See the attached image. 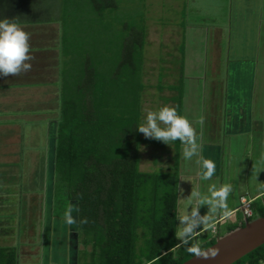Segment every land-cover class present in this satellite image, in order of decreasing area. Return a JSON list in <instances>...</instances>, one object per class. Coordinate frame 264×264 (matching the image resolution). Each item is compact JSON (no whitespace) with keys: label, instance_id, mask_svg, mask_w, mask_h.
<instances>
[{"label":"trees","instance_id":"16d2710c","mask_svg":"<svg viewBox=\"0 0 264 264\" xmlns=\"http://www.w3.org/2000/svg\"><path fill=\"white\" fill-rule=\"evenodd\" d=\"M127 2L0 0V19L58 23L49 196L54 213L76 207L79 264H181L196 254L191 247L204 249L223 233L187 244L175 235L179 140L166 169L140 168L142 144L154 141L136 128L144 115L147 16L141 2ZM178 63L179 83L165 86L174 91L165 98L182 113L183 58ZM258 216H264V195L251 219ZM244 224L232 223L227 232ZM0 264H17L16 247L0 245ZM232 264H264V243Z\"/></svg>","mask_w":264,"mask_h":264},{"label":"crops","instance_id":"0c3cea01","mask_svg":"<svg viewBox=\"0 0 264 264\" xmlns=\"http://www.w3.org/2000/svg\"><path fill=\"white\" fill-rule=\"evenodd\" d=\"M187 1L185 13H188L189 21L184 26L178 54L175 52L171 60L183 58L182 115L187 116L196 129L199 143L197 152L199 172L201 158L212 160L215 171L211 178L203 180L201 176L197 178L190 173L181 175L179 171L178 196L183 180L185 182L186 179L191 185V188L187 185L188 189L196 188V182L203 181V196H207L208 185L223 184L224 173L228 170L231 173L229 184L232 185L228 202L231 207L227 208L229 214L224 215L225 209H220L216 214L217 210L208 223L216 226V230H212V235L224 234L228 225L246 220L240 209L242 194L255 198L253 207L255 200L264 195L262 188L264 176L259 172L254 174V168L261 167L260 161H255L254 158V143L256 135L264 132V0ZM20 25L29 33L31 68L18 74L0 77V109L4 112L8 110L10 117V112L15 114L20 111L21 115L26 109L44 107L45 116L54 127L59 107L53 106L59 105L60 90L56 58L59 52L55 48L58 23ZM52 25H56L54 29L56 31L53 36H49L47 33ZM41 26L44 27L41 29ZM177 65L179 73V63ZM169 69L171 70L170 67H163L160 76L171 74ZM207 76L210 78L209 83L204 80ZM35 89L41 91V94L44 90V94L35 97L27 94L36 92ZM52 89L56 96L54 94L52 99H48V92ZM205 93L209 104L201 125L198 118L192 114V109L201 106L199 98ZM31 97H34V100ZM33 102L36 104L33 105ZM12 109H16L17 112L11 111ZM53 111L56 114L52 118L48 114ZM36 113L38 117L40 115L42 117V113ZM4 117L7 118L5 115ZM5 122H10V118ZM180 146L181 149V142ZM260 154L264 156L262 151ZM226 157L229 158L227 166ZM239 211L242 218H238ZM73 215L75 222L66 223L63 219L65 215L54 213L52 204L44 218L45 246L39 249L40 256L33 257L38 251L30 249L28 254L26 252L24 254L17 248V264L22 261L25 264H36L37 261L40 264H79L77 217L76 213ZM215 221L218 225H214ZM178 224L177 219V226ZM195 237L199 240L208 238L198 235ZM10 241L0 244L13 246V242Z\"/></svg>","mask_w":264,"mask_h":264},{"label":"rangeland","instance_id":"374dc122","mask_svg":"<svg viewBox=\"0 0 264 264\" xmlns=\"http://www.w3.org/2000/svg\"><path fill=\"white\" fill-rule=\"evenodd\" d=\"M132 1L128 0L126 5L130 6ZM137 2H141L140 4H143L141 5L143 8L145 6L147 16V38L144 47L145 58L143 68L145 88L142 94V111L145 115L147 109H155L164 104L174 106L178 110L175 101L169 102L163 96L174 93V91L171 92L165 86L179 83V73H177L178 60L174 59L172 61L171 56L175 52H178L183 37L184 26L189 21L188 13H185L188 1L137 0ZM137 2L136 6L139 7V3ZM222 17L225 18V16ZM43 27L41 26V29ZM55 27L56 25H52L47 35L53 36L56 31L54 30L56 29ZM165 66L171 68V70L169 69L171 74L169 73L167 76L161 74L160 76L159 73ZM204 80L209 83V76L204 77ZM161 87H163L162 90H160ZM50 91L48 92V99H52L54 94L56 96L53 89ZM27 94L35 97V95L41 94V91L36 90V92L33 91ZM43 94L44 90L41 95ZM34 97L31 98L34 100ZM199 101H201V106L197 107V109H192V114L197 118L201 115L203 117L206 116L209 104L207 94H203L199 98ZM52 103L55 104V102ZM32 104L35 105L36 102ZM57 105L55 107L52 106L53 108H57L59 107ZM57 110L59 111V108ZM7 111L4 112L0 109V243L11 240L10 242H13V246L16 249L19 248L18 250L23 251L24 254L25 252L28 254L30 249L38 251L37 254L34 253L33 255V257H36L40 256L39 249L45 246V232L43 231L46 229V221L44 218L48 213V209L52 206L49 187L51 188V184L54 182V179H51L50 167L52 154L51 130L53 129V125L49 123V118L45 116L46 110L44 107L26 109L21 115L20 111L15 114L10 112V117H8ZM11 111L17 112L16 109H12ZM36 112L42 113V117L41 115L38 117L36 115L38 113ZM55 114V111H53L49 112L48 115L52 117ZM180 114L182 115V113ZM9 118L10 122H5ZM143 136L145 135L143 134ZM176 143L177 140L165 143L162 140L154 138V141L151 143L142 144L140 168L143 170H159L161 167L166 169L172 161L171 156L176 153ZM254 146L255 161H260L261 166L254 168V174L259 172V174L264 176V156L260 154L262 151L264 155V132L256 135ZM228 159L226 157V166L229 163ZM179 162L181 175L191 174L196 175L197 178L200 177L198 154L193 156L191 160H185L183 157V144L180 149ZM230 175L231 173L226 170L223 184H229ZM202 182H196V189L203 196ZM189 184V180L186 179L185 182L183 180L179 196L187 197L192 192L194 188L188 189L187 185ZM189 187L191 188V185ZM262 188L264 189V187ZM229 198L228 196L227 206L231 207L228 203L230 202ZM179 206H182V202L179 203ZM208 207L207 204L200 205V213L202 215L206 214ZM254 207L257 209L261 208V197L255 200ZM219 210L218 212L216 211V214L219 213ZM58 212L56 211L55 213L57 214ZM73 214H75V211ZM208 215L214 216L215 214L214 212H209ZM237 215L238 218H242L241 211ZM217 221L213 222L214 225H218ZM178 223H180L179 220ZM212 227L213 224L202 225L195 236L207 237L212 235ZM9 230L11 231L9 232ZM40 230L42 231L41 234L39 233L41 232ZM177 239L179 240L178 237ZM20 264L25 263L22 261ZM36 264H40V262L38 263L37 261Z\"/></svg>","mask_w":264,"mask_h":264},{"label":"clouds","instance_id":"9594fccd","mask_svg":"<svg viewBox=\"0 0 264 264\" xmlns=\"http://www.w3.org/2000/svg\"><path fill=\"white\" fill-rule=\"evenodd\" d=\"M30 60L29 33L15 20L0 19V77L18 74L22 70L27 71L31 68ZM203 121L204 117L199 116L198 122L202 125ZM136 128L145 137L159 139L165 143L179 140L183 144L185 160H191L198 152L199 143L192 121L187 116L178 113L174 106L164 104L155 109H147L142 122ZM200 164L199 175L203 179L211 178L215 171L214 162L208 158H201ZM231 191V184L218 186L213 183L208 185L207 196H202L196 188L187 197L177 196L178 207L175 212L180 223L176 227L175 235L179 238V242L187 244L192 240L199 228L211 220L209 212L225 209L224 215H228L227 198ZM179 202H182V206H179ZM202 204L209 206L207 213L203 215L199 211ZM75 210V205L70 204L63 217L66 223L75 222L73 215ZM190 251L202 257L216 255L215 249L204 251L196 246L191 247Z\"/></svg>","mask_w":264,"mask_h":264},{"label":"water","instance_id":"95a60500","mask_svg":"<svg viewBox=\"0 0 264 264\" xmlns=\"http://www.w3.org/2000/svg\"><path fill=\"white\" fill-rule=\"evenodd\" d=\"M263 243L264 216L246 219L244 225L218 236L213 244L202 249H215V256L202 257L194 254L181 264H232Z\"/></svg>","mask_w":264,"mask_h":264},{"label":"built area","instance_id":"2783aa9c","mask_svg":"<svg viewBox=\"0 0 264 264\" xmlns=\"http://www.w3.org/2000/svg\"><path fill=\"white\" fill-rule=\"evenodd\" d=\"M254 199H255L254 197L245 194H242L240 196V209L242 210L245 219L251 218L254 214V209H253ZM212 230L215 231L216 226H213Z\"/></svg>","mask_w":264,"mask_h":264}]
</instances>
